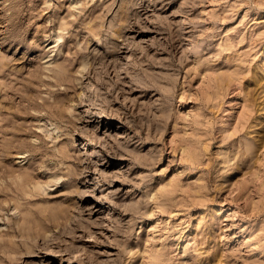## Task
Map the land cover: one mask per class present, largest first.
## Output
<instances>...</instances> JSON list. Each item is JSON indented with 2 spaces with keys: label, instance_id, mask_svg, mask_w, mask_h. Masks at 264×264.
<instances>
[{
  "label": "rangeland",
  "instance_id": "obj_1",
  "mask_svg": "<svg viewBox=\"0 0 264 264\" xmlns=\"http://www.w3.org/2000/svg\"><path fill=\"white\" fill-rule=\"evenodd\" d=\"M0 264H264V0H0Z\"/></svg>",
  "mask_w": 264,
  "mask_h": 264
}]
</instances>
